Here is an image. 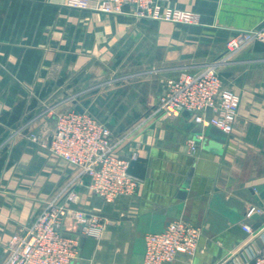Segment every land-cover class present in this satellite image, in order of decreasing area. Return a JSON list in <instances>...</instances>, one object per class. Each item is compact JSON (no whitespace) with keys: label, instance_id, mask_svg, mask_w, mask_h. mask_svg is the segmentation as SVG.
<instances>
[{"label":"crops","instance_id":"0c3cea01","mask_svg":"<svg viewBox=\"0 0 264 264\" xmlns=\"http://www.w3.org/2000/svg\"><path fill=\"white\" fill-rule=\"evenodd\" d=\"M98 1L81 9L0 0V262L10 239L72 184L78 208L110 220L90 258L80 243L76 264H143L145 235L178 218L201 227L198 248L164 264H245L264 251V41L218 66L240 97L232 133L204 137L189 112H152L167 78L198 72L225 54L232 35L263 24L264 0L164 1L195 13L194 24L139 18L129 5L105 13L93 9ZM77 106L111 129L120 156L145 163L136 193L105 200L88 178L76 180L75 166L31 140L36 133L48 143L57 114Z\"/></svg>","mask_w":264,"mask_h":264},{"label":"built area","instance_id":"2783aa9c","mask_svg":"<svg viewBox=\"0 0 264 264\" xmlns=\"http://www.w3.org/2000/svg\"><path fill=\"white\" fill-rule=\"evenodd\" d=\"M164 1L99 0L93 9L120 13L125 5H129L130 13L139 18L188 24L197 22L195 13L165 6ZM66 3L81 9L92 8L89 0H66ZM254 41H264V23L232 35L226 41L225 54L198 72L185 69L177 76L167 78L164 92L152 114L174 118L189 112L204 126L212 124L232 133L240 97L224 87L218 66L231 61L237 52ZM208 107L212 108L210 118L206 116ZM30 138L75 166L78 169L76 180L83 184L84 178H88L90 190L107 201L130 196L140 186V179L128 172L130 161L137 159V155L131 158L120 156L117 144L112 141L111 129L86 111L70 109L59 112L48 143L36 133ZM190 147L195 150V143ZM79 202L80 194L72 184L47 200L25 233L15 234L10 239L7 255L0 264H76L81 257L80 238L98 240L110 223L103 215L78 208ZM252 213L249 211L248 215ZM68 225L73 232L67 230ZM243 229L251 236L258 232L249 224H243ZM201 232L200 226L178 218L170 221L162 231L146 234L143 264H164L180 254L193 256ZM245 264H264V251L251 252Z\"/></svg>","mask_w":264,"mask_h":264},{"label":"water","instance_id":"95a60500","mask_svg":"<svg viewBox=\"0 0 264 264\" xmlns=\"http://www.w3.org/2000/svg\"><path fill=\"white\" fill-rule=\"evenodd\" d=\"M77 110L80 112H83V109L77 106ZM212 115V108L208 107L206 111V116L207 118H210ZM226 132L223 130L219 129L218 127L214 125H208L205 126V131L203 132L204 137H209V136H215L218 138H224ZM200 134V133H199ZM203 141H205V138H203ZM146 171V166L145 163L138 160V159H133L130 161L129 167H128V172L136 177L143 178L145 175ZM260 197L262 200L259 201L261 205L264 203V192L262 191L260 194ZM257 199H260L257 197ZM80 243H82V256L86 258H90L92 256L93 249L96 244V239L94 238H84L81 237Z\"/></svg>","mask_w":264,"mask_h":264}]
</instances>
